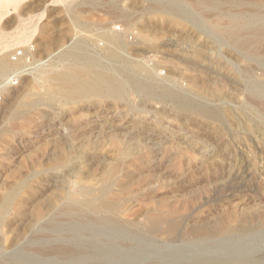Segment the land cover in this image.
Segmentation results:
<instances>
[{
  "label": "rangeland",
  "instance_id": "374dc122",
  "mask_svg": "<svg viewBox=\"0 0 264 264\" xmlns=\"http://www.w3.org/2000/svg\"><path fill=\"white\" fill-rule=\"evenodd\" d=\"M90 1L19 0L0 6V57L11 64L0 78V201L11 188L19 199L5 208L0 203V259L80 264L69 262L55 246L88 245L93 238L75 228L53 232L45 227L69 221L59 212L63 205L81 200L82 190L98 192L113 166L118 171L108 192L120 199L117 217L136 223L139 232L129 231V249L117 251L109 259L112 264L264 255V232L208 241L192 236L222 218L230 216L236 224L242 216L264 211V44L257 55L247 56L231 39L203 31L201 23L208 25L211 16L194 0L176 1L198 12L189 21L150 7L151 0ZM258 5L264 12V0ZM118 9L129 19L117 15ZM103 27L126 45V58L115 60L118 66L132 61L153 67L160 78L186 88L189 102L177 107L180 98L168 96L166 104H156L127 87L122 101L93 96L54 100L15 119L18 99L33 98L50 85L39 68L76 40L84 38L86 50L105 63ZM15 75L19 85L5 88L6 77ZM62 136L72 137L83 154L54 164L55 143ZM159 217L176 219L177 229L148 232L149 223ZM122 240L118 235L117 244Z\"/></svg>",
  "mask_w": 264,
  "mask_h": 264
},
{
  "label": "bare ground",
  "instance_id": "6f19581e",
  "mask_svg": "<svg viewBox=\"0 0 264 264\" xmlns=\"http://www.w3.org/2000/svg\"><path fill=\"white\" fill-rule=\"evenodd\" d=\"M17 1L19 0H0V6L3 3L15 4ZM176 1L179 0H167L164 2L163 0H151V3L148 5L161 12L176 16L180 21L192 20V18H194L193 13H196V11L184 7ZM90 2L95 3L94 0ZM194 2L193 5H197V8H199L201 12L208 13L211 16L209 17L210 23L208 25L200 22L202 24L200 29H204L205 32L211 35L218 34L231 39L247 56H255L254 54L263 46L264 12L260 11L261 9L258 5V2L261 3L262 0H194ZM116 13L125 19H129V15L125 13L124 10L118 9ZM197 14L198 12L196 15ZM100 30L99 35L105 41L102 49V53L105 55L106 59L104 60L105 63L100 61V57L98 58L96 53L86 50V40L84 38L76 40L73 44L70 43V45H72L60 52L54 60L47 62L43 67L41 66L39 68L50 81V85L43 93H35L33 98L26 97L18 99L12 111V116L15 117V119L17 116L26 115L28 111L38 104L52 103L54 100L75 101L80 100V98L93 96L97 98L108 97L113 100L122 101L128 96L127 87H130L131 92L135 94L144 92L145 96L148 99L156 101V104L160 100H163L162 102L165 103L166 99L169 98L168 96L180 98L182 102L177 103V107L186 105L187 101L189 102L188 98L184 96L186 95V88H183L177 80H173L174 82L169 83L165 79L160 78L153 67L132 61L130 64L127 61L126 64L122 63V66H118V62L115 60L126 58L124 54L126 45L117 34L110 32L108 28L105 29V27H103ZM23 35L24 34L21 36ZM16 39L17 38H15V40ZM5 47L7 46L5 45ZM4 48L3 50H5ZM4 57H0V78L7 74L11 68V64L5 60L6 58L4 59ZM11 80L12 78L7 76L5 85L10 86ZM152 84H154V86ZM170 88L173 92H167ZM135 90L137 92H135ZM175 108L176 106L174 109ZM175 111L177 112L176 109ZM205 113L206 112H204V114ZM77 135L78 134H76V136ZM61 138L65 139L63 141H56L55 143L54 164L65 162L70 159L72 155L75 157H82L83 153L81 147H79L80 145H72L70 141L72 137L66 138V136H62ZM117 166L119 165L117 164ZM115 171H118V168L116 170L114 166L107 169L104 176V183L98 192L97 190L95 191V194H90L92 189H90L91 191L89 192L83 188L86 191L81 189L83 191H80L82 192L81 195H83L81 200L74 203L67 202L63 205V208L59 212L65 217L70 218L69 221L62 224L49 223L46 225L45 228L53 232H58L63 228H67L68 230L75 228L81 231V236L86 234V236L93 238L92 243L88 245L76 241L66 244H54L57 245L55 246V250L64 258H67L69 262L74 263V260H77V262L81 264L80 260L91 259L95 264H112L109 259L112 258V256L115 257L117 251L129 249V231L139 232V227L136 223H129L117 217V211L121 207L120 199L117 195L108 192V186L114 178ZM95 200L99 202L97 203ZM18 202L19 199L17 197L16 188H11L5 195L3 194L0 201L1 206L4 208L6 206L18 204ZM252 213L253 216H242L240 219L237 216L238 219L236 224H232V221L228 218L230 216H228L224 219H220V221H217L210 227H199L194 235H192L193 239L194 241H208L220 236H224V239L225 237L231 239L238 237L242 238L244 236L248 238V235L253 233L264 232V211L261 212L260 215L254 214V212ZM226 215L229 214L227 213ZM255 218L257 221L253 220ZM177 226L178 222L176 219L159 217L149 223L147 230L151 234H158L160 231L172 233L177 229ZM95 234L100 237V240L95 239ZM118 235L120 238L126 240H122V243L117 244L118 242L116 240ZM38 245H40V243H38ZM190 258L189 260H184V264H264V255L257 258H252L248 255H230L225 260L203 255ZM19 262L20 259L18 257L13 259H0V264H20Z\"/></svg>",
  "mask_w": 264,
  "mask_h": 264
},
{
  "label": "built area",
  "instance_id": "2783aa9c",
  "mask_svg": "<svg viewBox=\"0 0 264 264\" xmlns=\"http://www.w3.org/2000/svg\"><path fill=\"white\" fill-rule=\"evenodd\" d=\"M22 52H19L18 51V54H21ZM17 58V56L15 57V59ZM19 83H20V76L19 75H15V76H13V79L11 80V82H10V86H8V87H5V88H11V87H16V86H18L19 85ZM3 99H4V95H3V93L1 92V90H0V106L2 105V103H3Z\"/></svg>",
  "mask_w": 264,
  "mask_h": 264
}]
</instances>
